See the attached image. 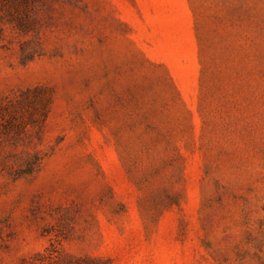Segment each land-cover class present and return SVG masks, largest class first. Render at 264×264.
<instances>
[{"label":"rangeland","instance_id":"1","mask_svg":"<svg viewBox=\"0 0 264 264\" xmlns=\"http://www.w3.org/2000/svg\"><path fill=\"white\" fill-rule=\"evenodd\" d=\"M38 85L42 134L0 146V264L57 236L110 264H264V0H0V99Z\"/></svg>","mask_w":264,"mask_h":264},{"label":"trees","instance_id":"2","mask_svg":"<svg viewBox=\"0 0 264 264\" xmlns=\"http://www.w3.org/2000/svg\"><path fill=\"white\" fill-rule=\"evenodd\" d=\"M20 23L21 26L24 25V21ZM54 99V90L48 85L22 89L0 99V146L10 140L20 143L31 136L39 137L51 113ZM40 161L41 158L36 156L23 175H32ZM65 239L57 236L43 252L37 253L23 264H110L100 257L65 252L61 248Z\"/></svg>","mask_w":264,"mask_h":264}]
</instances>
